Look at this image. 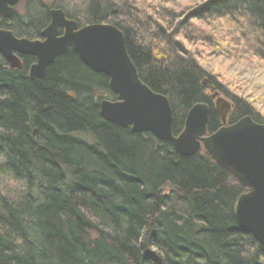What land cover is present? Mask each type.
I'll return each mask as SVG.
<instances>
[{"label": "trees", "instance_id": "trees-1", "mask_svg": "<svg viewBox=\"0 0 264 264\" xmlns=\"http://www.w3.org/2000/svg\"><path fill=\"white\" fill-rule=\"evenodd\" d=\"M165 6L155 17L146 0H25L0 27L42 38L51 8L80 26L113 24L142 81L169 98L174 133L199 102L210 104L214 131L210 93L222 85L175 38L190 39L194 20L218 19L264 65V0L194 1L170 28L179 12ZM21 60L11 69L0 53V264H264V247L235 217L247 189L208 152L184 156L104 119L100 101L116 98L109 79L71 49L42 78L28 74L35 57ZM235 96L231 124L247 115L264 124Z\"/></svg>", "mask_w": 264, "mask_h": 264}, {"label": "water", "instance_id": "water-1", "mask_svg": "<svg viewBox=\"0 0 264 264\" xmlns=\"http://www.w3.org/2000/svg\"><path fill=\"white\" fill-rule=\"evenodd\" d=\"M21 0H0V17L10 18ZM51 21L40 39L17 37L0 27V53L11 68L23 66L21 56H33L32 78H42L48 67L70 49L97 73L109 78V89L115 99L100 101V115L107 121L135 132H151L170 142L184 156L196 154L203 145L215 161L248 187L235 205V217L240 228L251 233L264 247V124L250 115L227 124L232 103L219 91L212 94L215 110L222 126L207 134L210 107L206 102L194 104L187 113L184 129L173 133V109L169 98L154 92L139 78L131 60L123 32L110 23L80 26L67 18L62 9L50 11Z\"/></svg>", "mask_w": 264, "mask_h": 264}, {"label": "rangeland", "instance_id": "rangeland-1", "mask_svg": "<svg viewBox=\"0 0 264 264\" xmlns=\"http://www.w3.org/2000/svg\"><path fill=\"white\" fill-rule=\"evenodd\" d=\"M24 1L21 0L15 6V10H21ZM135 1L141 4V0ZM154 1L155 3L151 2V0H146L147 7L144 8L148 10L149 14L153 13L155 17L160 5H166L167 9L175 8V11L179 12L176 19H169L164 23L168 25V22H170L171 26L177 21L186 19V12L188 10H185V7L189 3L201 0ZM170 26L168 25V28ZM194 28L198 31L193 30ZM189 30L190 39L180 34L175 39L181 40L184 48L197 58L201 67L215 78L220 87L222 85L221 91H219L220 95L222 94L221 92L228 93V97L222 95L229 101L230 97L235 95L237 98H243L264 119V65L257 62V59L253 55L254 52L250 50L248 45L244 44V41L239 43L242 40L241 34L233 32L236 30L235 28H227L223 21L210 18L192 21ZM212 94L210 93V97ZM106 97L109 96L106 95ZM212 103L214 105L215 99H212ZM229 115L227 123L229 122ZM201 150L207 152L203 145L198 152Z\"/></svg>", "mask_w": 264, "mask_h": 264}, {"label": "bare ground", "instance_id": "bare-ground-1", "mask_svg": "<svg viewBox=\"0 0 264 264\" xmlns=\"http://www.w3.org/2000/svg\"><path fill=\"white\" fill-rule=\"evenodd\" d=\"M53 9H57V8H51V10H53ZM50 10V11H51ZM63 10V9H62ZM64 11V10H63ZM22 38V37H21ZM40 39V38H39ZM32 40V39H31ZM64 55V54H63ZM60 56H62V55H60ZM35 61H36V59H35ZM10 65V64H9ZM10 68H11V66H9ZM22 68V67H21ZM30 68V67H29ZM137 68V67H136ZM11 69H13V68H11ZM137 71H138V69H137ZM97 73V72H96ZM28 74H29V76H30V72H29V69H28ZM100 74H104V73H100ZM105 75V74H104ZM138 75H139V73H138ZM107 76V75H106ZM31 77V76H30ZM108 77V76H107ZM32 78V77H31ZM139 78H140V76H139ZM109 79V78H108ZM141 79V78H140ZM141 81H142V79H141ZM143 82V81H142ZM144 84H146L145 82H143ZM150 89H152L148 84H146ZM153 90V89H152ZM223 90L225 91V89L223 88ZM154 91V90H153ZM154 92H156V91H154ZM223 95H225V93L224 92H221ZM221 94V97L222 98H225V96H223ZM207 103V102H206ZM213 103H211V105H212ZM208 107H210V104H208ZM213 107H214V109H215V105H213ZM173 109V108H172ZM188 113V112H187ZM187 116V115H186ZM219 116V115H218ZM220 117V116H219ZM183 119V118H182ZM221 119V118H220ZM208 123H209V117H208V122H207V134H209V135H211V134H213L214 133V131H216V130H214V131H210V129H209V127H208ZM174 124H175V111H174V109H173V133H174ZM223 124H222V121H221V126H222ZM184 126L185 125H183V127H182V129H181V131L179 132V133H177V134H175L174 133V135L175 136H178L182 131H183V129H184ZM220 126V127H221ZM219 127V128H220ZM218 128V129H219ZM214 159V158H213ZM215 160V159H214ZM241 182V181H240ZM242 183V182H241ZM245 187H246V189H247V191H248V187L244 184V183H242ZM246 191V192H247ZM245 193V192H244ZM243 194V193H242Z\"/></svg>", "mask_w": 264, "mask_h": 264}, {"label": "flooded vegetation", "instance_id": "flooded-vegetation-1", "mask_svg": "<svg viewBox=\"0 0 264 264\" xmlns=\"http://www.w3.org/2000/svg\"><path fill=\"white\" fill-rule=\"evenodd\" d=\"M227 124H231L230 122H228Z\"/></svg>", "mask_w": 264, "mask_h": 264}]
</instances>
